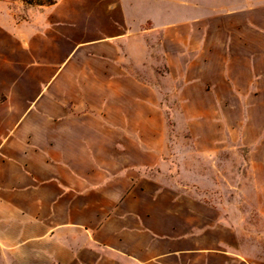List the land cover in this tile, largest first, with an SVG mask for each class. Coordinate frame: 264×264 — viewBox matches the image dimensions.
Instances as JSON below:
<instances>
[{
	"label": "rangeland",
	"instance_id": "374dc122",
	"mask_svg": "<svg viewBox=\"0 0 264 264\" xmlns=\"http://www.w3.org/2000/svg\"><path fill=\"white\" fill-rule=\"evenodd\" d=\"M141 6L153 18L149 27L159 28L129 46L130 75L122 83L108 76V49L87 48L110 35L109 16L120 11V0L46 6L0 0V69L9 59L16 69L23 53L29 56L30 68L47 81H36L35 94L61 70L51 92L69 103L71 116L88 118L85 127L97 138L108 139H95L88 156L46 158L92 166L88 182L84 170L76 174V205L25 204L20 189L8 188L19 183L21 166L0 154V264H76V250L79 261L92 263L86 247L94 242L84 229L94 232L103 220L113 230L97 238L110 245L119 244L124 224L138 228L127 247L136 246L142 262L264 264V0H143ZM70 36L77 40L75 61L65 59L75 42H66ZM206 39L230 42L232 54L220 47L209 55L200 48ZM241 40L252 44L249 60L240 59ZM34 53L62 59L36 61ZM26 69L19 71L30 78ZM54 176L71 182L61 171L48 177ZM48 181L52 201L60 185ZM86 187H92L88 203L80 193ZM124 192L134 199L120 204ZM119 213L137 216L120 219Z\"/></svg>",
	"mask_w": 264,
	"mask_h": 264
},
{
	"label": "crops",
	"instance_id": "0c3cea01",
	"mask_svg": "<svg viewBox=\"0 0 264 264\" xmlns=\"http://www.w3.org/2000/svg\"><path fill=\"white\" fill-rule=\"evenodd\" d=\"M143 0H120V11L111 12L109 16V32L110 35L101 40L94 41L87 44V48L92 51L102 47L108 52L104 54L103 60L108 63L109 69L108 76L116 77L119 82L124 81L129 77V72L125 67V61L129 58L127 49L130 45L141 44L143 42L144 34L152 33L157 30L154 24L149 27L153 18L149 11L143 12L141 4ZM144 26V27H143ZM123 30L124 33L121 32ZM199 32L203 29H199ZM163 43H170L169 33L170 28L168 25L163 26ZM146 34V35H147ZM59 39V38H57ZM74 40V46L70 49L69 55L65 58L66 61L77 60V40L76 36L69 40H66L70 45ZM146 44V38L144 39ZM202 48L205 47V52L209 55L216 54L218 49L222 47L228 54H232L230 42L225 44H219L217 42H211L209 39L201 42ZM220 45V46H219ZM241 51L240 59L249 60L250 50L252 44L241 40L239 42ZM201 53V52H200ZM59 57V56H58ZM52 57L51 54L34 53L33 58L37 60L54 61L62 59L61 57ZM8 59V57H7ZM7 60L6 68L0 69V154L9 157L11 164H20L21 170L19 172V183L9 184V189H20L22 196L27 197L25 204H37L44 205L49 202L53 204H69L76 205L78 201V190L74 187L76 181V174L83 170L86 173V182L91 173V165H78L76 163L66 161H57L50 163L46 160L47 157H53L54 152H63L65 158L68 155L67 152H85V156L91 155L89 152H95L93 142L95 139L99 141H108L100 136L94 135L92 129L85 127L87 125L88 118L71 116L72 111L69 103L63 97H57L51 92L53 85L52 81H55L60 74L54 75L50 82L46 83L42 89L36 94L35 83L37 80H45L46 77H42V73L37 68H30L28 63L29 56L23 53L20 58V66L17 65L14 69L13 59ZM20 68H27L30 72V78H26L24 73L19 71ZM41 73V74H40ZM25 77V78H24ZM47 82V81H46ZM119 104L120 107H125V85L119 90ZM58 102V103H57ZM91 119V118H90ZM100 121V120H99ZM79 123L81 128L77 131L73 129L74 123ZM100 125L111 126L112 123L99 122ZM108 149L107 146H101L102 149ZM14 152H19V159L15 160L11 158ZM61 171L64 174H69L70 184L64 185L61 177L54 176L48 177L52 173ZM47 183L54 181V183L60 185L55 186L56 193L52 201H48V197L45 194ZM92 187H86L81 190V199H85L86 202L91 199L88 196V192ZM70 194L69 200H61L63 195ZM124 194H127L126 196ZM124 196H117V201L121 204V200H133V197H129L127 192H124ZM74 195V196H72ZM77 196V197H76ZM77 199V200H76ZM17 202V201H15ZM7 203L13 204V201ZM88 203V202H87ZM29 213H21L22 219H28ZM136 214H122L119 213L120 219L129 220L132 217H136ZM53 219H58L54 216ZM108 220H103L97 229L90 230L88 227L84 231L87 233V242H91L90 238L94 242L86 247L88 252H92L94 260L92 263L87 264H157L156 260H149L142 262L139 259V249L136 246L132 248L127 247L129 244L128 238L134 237L138 228L131 226L130 224H124L119 229L120 239L118 245H110L108 242L99 240L98 236H104L113 229L107 224ZM135 244L136 241H133ZM95 245V246H94ZM92 247V248H91ZM91 249V250H89ZM110 252V255H114V259L110 260V256H106L102 250ZM77 261L76 264H83L78 260L80 258L79 250L74 251ZM105 254V255H104ZM120 256L123 260H115ZM109 259V260H108Z\"/></svg>",
	"mask_w": 264,
	"mask_h": 264
},
{
	"label": "trees",
	"instance_id": "16d2710c",
	"mask_svg": "<svg viewBox=\"0 0 264 264\" xmlns=\"http://www.w3.org/2000/svg\"><path fill=\"white\" fill-rule=\"evenodd\" d=\"M30 5L46 6L51 3V0H22Z\"/></svg>",
	"mask_w": 264,
	"mask_h": 264
}]
</instances>
